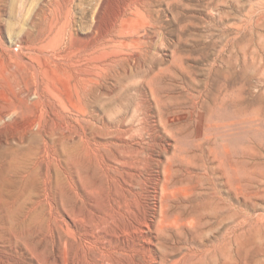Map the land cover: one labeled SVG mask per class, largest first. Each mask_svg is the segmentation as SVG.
<instances>
[{"label": "rangeland", "instance_id": "1", "mask_svg": "<svg viewBox=\"0 0 264 264\" xmlns=\"http://www.w3.org/2000/svg\"><path fill=\"white\" fill-rule=\"evenodd\" d=\"M14 53L36 64L49 53L100 62L96 123L127 98L124 137L150 163L119 180L75 173L81 200L60 205L34 239L0 246V264H92L99 221L112 232L98 216L112 203L127 207L113 209L124 221L154 220L148 264H264V0H0V76ZM139 109L151 115L149 135ZM28 114L6 115L1 131ZM78 115L62 117L78 125ZM103 257L97 264H124L106 246Z\"/></svg>", "mask_w": 264, "mask_h": 264}, {"label": "bare ground", "instance_id": "2", "mask_svg": "<svg viewBox=\"0 0 264 264\" xmlns=\"http://www.w3.org/2000/svg\"><path fill=\"white\" fill-rule=\"evenodd\" d=\"M84 56L80 54L72 62H65L61 56L49 53L36 64L15 54L12 59H8L2 70L0 86L4 87L5 91H2L5 93L4 105L0 102L3 105L0 107V121L10 114L27 111L29 114L7 131H1L0 128V246L10 244L12 247L17 241L28 237L34 239L40 228L55 224L60 205L77 203L76 200L81 198L78 187L83 184H77L75 173L79 174L81 182L84 181L81 176L83 170L111 181L118 179L122 171L129 178L135 176L133 166H138L137 162L146 166L149 165L148 161L150 163L145 149L136 147L131 135L124 137L129 133L121 128V112L125 105L122 103L127 98L121 100L120 96L117 105H121L115 111L112 105L105 106L109 114L114 113L111 121L96 123L95 106L103 93L92 90V84L98 80L103 68L100 62L95 67L91 63L92 68L84 62ZM192 102L195 105L196 101ZM71 109L79 113L78 125L72 122L73 119L62 117L64 110ZM139 111L141 113L136 118L140 121V129L149 135L154 125L149 123L151 115L147 111ZM160 116V121L164 123ZM110 207L112 209H108L109 212L103 211L98 218L108 222L112 232L107 233L103 222L97 220L98 232L102 234L101 244L92 264L104 259L105 246L110 249L111 256L124 260V264H148V260L157 258H154V241L150 234L154 220L144 213L138 221L129 214L128 220L124 221L113 213V209L126 211L127 207L121 208L120 203H112ZM87 236L91 237L88 241H99L98 235Z\"/></svg>", "mask_w": 264, "mask_h": 264}]
</instances>
